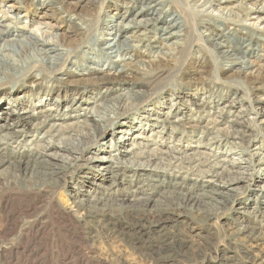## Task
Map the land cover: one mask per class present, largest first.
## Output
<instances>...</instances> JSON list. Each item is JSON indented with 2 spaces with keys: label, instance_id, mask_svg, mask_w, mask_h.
<instances>
[{
  "label": "bare ground",
  "instance_id": "bare-ground-1",
  "mask_svg": "<svg viewBox=\"0 0 264 264\" xmlns=\"http://www.w3.org/2000/svg\"><path fill=\"white\" fill-rule=\"evenodd\" d=\"M27 1L39 6L37 19L30 20L25 16L20 18L16 15L15 20L29 21L40 29H45H39V35H22L15 30L16 24H1L5 15L0 16V85L3 82L10 86L23 85L17 91L19 94L25 92L15 98L11 93L0 94V210L11 215L6 221L9 229L12 228L13 216H23L39 197L46 193L54 194L60 189L67 177H72L76 171H80L81 165H91L95 162L101 164L91 165L87 171L88 175L81 178L88 182L90 175L91 178H99L102 182L109 183V186L104 188L90 181L87 184L103 190L99 192L101 197L95 198L96 196L93 197L87 191L82 199L74 197L73 203L78 210L84 212L81 225H78L81 228L80 233L85 234L91 242L99 237L98 231L95 230L98 227L106 229L109 235L124 238L128 236L130 239H125L129 240L131 245L133 241L129 234L159 231V227L172 217L180 221L201 219L204 222L221 218L230 208L228 205L232 206L237 199L236 194L232 196L228 192L237 193L236 185L250 179L254 170L252 165L248 170L242 167L243 162L229 160L227 165L232 168L246 169V172H230L219 163L205 164L198 157L193 161L186 155L182 158H163L161 154L169 153L162 152L158 147L151 152L144 151L134 147V142L136 139H143L141 135L145 132H156L158 137L164 140V137H172L169 134L179 129H182L183 134L200 132L199 140L209 133H214L215 137L209 138L207 145L216 142L228 144L232 139L242 142L245 137H249V141L253 142V136L250 134L252 129L243 122L225 120L224 113L232 104L223 106L226 110L221 108V112L213 113L211 120L201 128L196 127V120L188 115V118H175L173 114L164 115L160 109L154 111V114H148V106L145 107V103L152 97L157 86L171 75V70L162 67L159 61L138 69L141 60L137 55L136 46L129 45L128 41H137L146 52L160 47H172V50H169L171 52L163 54L164 57L180 60L187 48L190 51L194 46L197 47L192 38L195 33H199L200 39L226 61L228 67L223 68V71H233L237 67L238 75H248L250 64L241 62L237 55L241 58L261 56L255 54V47L264 43V0ZM0 3H4L7 12L12 14L20 9L18 4H21L19 0H0ZM94 6H97V15L93 14ZM135 8L138 10L135 11ZM22 19L25 20L21 21ZM200 30L204 32L201 33ZM129 33L131 35L128 36ZM87 50L91 51L90 53L100 52L103 58L101 56L93 59L89 57ZM117 57L127 58L128 62L115 63L112 58ZM106 60L109 62L104 63ZM88 61L92 62V65H87ZM200 63L191 72L182 70L184 75L200 78L205 73ZM262 63L261 74L247 77L249 89L253 93L264 91V58ZM100 87L102 91L92 93ZM237 89L241 90L239 87ZM59 93L63 96L59 97ZM68 93L76 96L70 97L66 95ZM176 99L178 104L184 98ZM186 100L199 112L205 113L207 102L204 99L197 101L198 103L192 102L190 98ZM251 102L264 106V97L259 96ZM17 109L21 111V116L16 112ZM252 110L253 117L248 116L246 109H241L237 111L239 115L235 118H246V121H243H249L252 128L264 132V109L261 112H257L256 108ZM142 111L147 113L137 114ZM14 115V122L8 124V120ZM222 122H228L226 130L217 128ZM230 124L243 130L236 127L230 130ZM19 125L22 128L14 130ZM143 126H149L151 129ZM109 127H113L112 141H109L108 145L100 143V138L110 130ZM221 131L223 134H219ZM134 132L138 135H132ZM31 133L34 134L28 139ZM132 138L134 144L129 145L139 151H121L119 148L127 145L126 142ZM143 141L145 144L142 149L147 148L148 142L149 147L164 144L148 138ZM13 143L16 146L12 147ZM230 144L238 145L232 142ZM104 145L108 151L101 149ZM202 146L206 145L198 144V147ZM90 149H96L108 157L85 160L84 154ZM50 150L52 153H48ZM113 150L117 154L112 153ZM124 153L137 159L159 160L164 168L157 165L150 169L149 163L124 159ZM229 154L237 155L239 159L250 153L230 150ZM242 161L247 162L244 159ZM256 163L263 164L264 158ZM198 165L209 167L210 173L197 169ZM125 170L131 175H123ZM216 170L226 172L229 174L228 178L222 179V175ZM121 176L123 178H120ZM132 182H141L142 186L131 190L129 187H133ZM79 184L83 186L84 183ZM121 185H127L121 190L122 193L131 196L120 202L126 201L130 204L138 201L142 204L139 210L132 208L133 206L120 207L117 210L107 207L102 197L109 196L113 187ZM146 186L148 189H145ZM263 190L264 188H260V192ZM136 193L144 196L137 199ZM148 193L169 195L165 208L157 210L152 205V196ZM76 194L83 193L77 191ZM260 195L264 198V192ZM258 198L255 199L252 213L255 217L264 218V201L260 202ZM248 199L241 198L240 205L247 207ZM71 218L67 221H72ZM78 232L76 233L81 239ZM6 234L3 233V236ZM240 234L245 235L244 243L236 248L243 254L244 262L250 261L251 250L255 247L252 244L261 238V227L253 226L248 230L245 228ZM168 241L164 246L156 248L163 254L187 258L185 241L178 238ZM198 256L197 263L203 262L205 257Z\"/></svg>",
  "mask_w": 264,
  "mask_h": 264
},
{
  "label": "rangeland",
  "instance_id": "rangeland-1",
  "mask_svg": "<svg viewBox=\"0 0 264 264\" xmlns=\"http://www.w3.org/2000/svg\"><path fill=\"white\" fill-rule=\"evenodd\" d=\"M19 2L21 3L18 4L20 9L13 14L7 12L4 3H0V16L5 15L4 22L1 24H16V26H14L15 30L21 32V34L25 36H33V33L39 35L40 30L44 31L45 29H40L38 25L29 23V21L19 22L20 20H15L16 15L20 18L25 16L30 20H36L37 15L40 13V10H37L39 6L32 5L31 2L27 0H19ZM93 8V14L97 15V6H94ZM135 9V11L138 10V8ZM24 20L25 19H22L21 21ZM22 28L25 30H22ZM200 32L202 33L204 30H200ZM129 35H131V33H129L128 36ZM192 42L197 45V47L194 46L190 51L187 48L180 60L172 59V62L171 59L169 60L163 55L171 52L169 50H172V47H160V49H152L151 52H146V49L137 41H128L129 45L136 46L137 55L140 58L139 60H141L138 63V69L150 66L151 63L153 64L159 61L162 67L171 70V75L166 77L157 86L152 97H150L145 103V107L148 106V114H154V111L160 109L163 110L164 115L167 113L173 114L175 118L182 116L188 118L190 116L189 118L196 120L194 123L196 127L201 128L206 126L208 120H211L210 118L213 116V113L216 111L221 112L219 109L223 108L226 104H232V107H228L227 112L224 113L225 120H236L248 125L250 129H252L250 130V134L253 136V140L251 139L253 142L249 141V137H245L242 142L232 139L229 140L228 144H219L216 142L212 145H207L208 139L215 137L214 133H209L204 139L199 140L200 132H196L195 134H183L182 129H179L175 133L169 134L172 135V137H164V140L159 138V135L156 132L153 134V131L145 132L141 135L143 139L146 140L148 138L152 141H160V143L162 142L164 144L149 147L150 143L148 142L146 145L147 148L142 149L145 141H143V139H136L134 147L149 152L158 147L162 152L169 153L168 155L161 154L160 156L163 158H166V156L169 158H182L186 155L189 160L193 161L198 157L200 161L205 164L212 165L219 163L220 165H223V167H226L230 172H242V170H246L244 168H248L249 170L252 165V169L254 170H252L253 174L250 175V179L236 185L238 189H235V191H237V193L228 192L229 195L232 196L236 194L235 196L237 199L232 206L228 205L230 208H228L224 215L218 220L214 219L212 221L204 222L201 219H196L182 220V222L179 219L177 220L176 217H172L170 221L163 223L159 227V231H151L147 232V234H129L133 241L131 245L129 240L125 239L129 238L128 236L124 238L116 237V235H109V233H107L108 231L102 227L95 229L98 231L99 237L94 239V242H91L89 239L87 240L85 234H81V228H79L84 217V212L78 210L73 203L75 198L78 200L80 198L82 199L87 191L92 194L93 197L96 196L95 198L101 197L99 192H103V190L87 184L90 181L99 184L104 188L108 187L109 183L102 182L99 178H91L92 176L90 175L88 182L83 181L84 179H82L81 176L88 175L87 171L91 168V165H98L101 163L95 162L91 165L86 164L85 166L82 163L83 165L79 168L80 171H76L77 174L75 173L72 177L70 176L71 178L67 177L64 184H61V188L54 194L46 193L45 195H42L33 202L31 209L25 211L26 213L24 212L25 214H23V216L21 214L19 216H13L11 219L12 228L9 229L8 222L6 224L9 215L0 210V264H252L251 262H255V264H264V218L255 217L256 215H253L252 213V207L255 206V199L259 197L258 201H264V198L260 195L264 192V190L260 192V188H264V163H256L264 158V132L261 129L258 130L254 127L252 128L249 121L245 122L246 118H244L245 121H243L244 119L241 120L240 118H235L236 115H239L237 111L241 109H246L247 114L250 117L254 116L252 113L253 108H256L257 112H261L264 109L263 105L251 102V100L255 101V98L258 99L259 96L264 97V91L253 93L250 91L248 83V78L262 73L261 67L263 64L262 59L264 58L262 56L264 55V43H260L255 47V49H257L255 54L261 55L262 57L255 58L246 56L245 58H241V56L237 55L241 62H248V65L250 64V68L247 71L248 75H238L239 68L237 69V67L234 68L233 71L222 70L223 68L226 69L228 67L226 61L221 58L220 54L212 51L208 44L200 39L199 33L194 34ZM90 52L91 51L87 50V53L90 54L89 57L93 59L101 56L103 58V54L100 52ZM112 60H114L115 63L117 62L120 64L128 62L127 58L117 57L112 58ZM202 60L204 62H202ZM103 62H109V60ZM198 63L202 64L200 67H204L205 70V73L200 78H189L190 76L184 75L185 72L183 73L182 70L191 72L198 67ZM87 65H92V62L88 61ZM22 86L23 85L17 84L10 86V84L7 85L6 82H3L2 85H0V94L11 93L12 97L15 98L21 93H25L20 90L21 93L19 94L17 91V89ZM237 87L241 90H238ZM102 90L103 89L100 87L92 93L95 94ZM66 95H69L70 97L76 96L71 93ZM60 96L63 95L59 93V97ZM177 97H182L184 99L177 104ZM188 98L192 99V102L194 103H198L201 99H204L207 102V108L204 110L207 114L205 115V113L199 112L190 101L186 100ZM2 107L6 106L2 105ZM16 112L21 116L20 110L17 109ZM79 112L84 113V111ZM147 112L142 111L137 114L145 115ZM228 112H230V114ZM14 118H16L15 115L8 120V124H12ZM153 118L155 117L153 116ZM227 126L228 122H222L217 125V128L226 130ZM229 126H232V128H229L230 130L235 127L243 130V128L239 126H233L231 124ZM21 128L22 126L19 125L14 130H20ZM109 128L110 130L100 138V143L103 142L108 145L109 141H112L111 133L113 132V127ZM144 128L151 129L149 126ZM135 133L137 134V132H134L132 135ZM33 134L34 133H31L30 137L27 138H32ZM219 134H223V132L221 131ZM118 136H116V138ZM20 139L21 138H18V140ZM133 139L134 138L129 139L126 142L128 144L119 149L121 151L132 150V152H138V149L135 151L133 148V151L132 147L129 145L134 144ZM231 142L237 143L238 145H231ZM198 144L206 146L198 147ZM13 146H16V144L13 143L12 147ZM102 147L101 149L106 151L109 150L105 145ZM230 150L236 152L244 151L245 153L247 152L250 154H245L243 157L237 159V155L229 154ZM197 152L200 154H196ZM48 153H52V150L48 151ZM59 153L64 154L63 152ZM112 153L117 154L115 150H113ZM255 154L258 156H255ZM64 155H66V153ZM106 156L108 157L107 154L97 152L96 149H90L84 154V159L88 160L91 158H101ZM69 158H71V156H69ZM123 158H129L133 162L149 163L150 169H154L157 165L164 168L159 160L137 159L127 153H124ZM243 159L247 160V162L242 161ZM229 160L232 162H243L244 164L242 167L244 168H232L227 165V161ZM196 167L199 170L210 173V169L207 166L198 165ZM218 170L216 171L222 175V179L228 178L229 174ZM123 175H131V173L125 170L123 171ZM120 178H123V176ZM79 182L84 183L83 186L79 184ZM132 184L133 187H129L131 190H135L137 186H142L141 182H132ZM126 186L127 185L113 187L112 190L109 191V196L102 197L104 198L107 207L114 210H117L120 207L132 206V208L136 210L140 209L142 204L138 201L130 202V204L126 201L120 202L131 196L122 193L121 190ZM145 189H148V187L146 186ZM77 191H81L83 194L77 195ZM148 194L152 196V205H154L157 210H163L165 208L167 204L166 199L169 195L160 194L159 196L158 193ZM136 196L137 199H139V197L142 198L144 195L136 193ZM247 197L249 198L248 206L245 207L242 204L240 205L241 198L243 199ZM171 198L172 197H169V199ZM70 217H72V221H67ZM73 221H77V225L74 223L72 225L71 223ZM78 223H80V225H78ZM253 226H260L262 234H260V240L252 244L255 247L251 250L249 257L250 261L245 260L244 262L242 258L243 254H241L236 247L237 245L244 243L243 239L245 235L240 233L244 231L245 228L248 230ZM77 231H79L78 233L81 232V239L76 233ZM5 232L7 234L3 236V233ZM25 232L28 234H25ZM92 235H94V233H92ZM136 236L140 239L136 238ZM176 238L185 241L187 246V258L184 256H174L173 254H163L158 250L159 248H156L167 244L169 242L168 239ZM198 255L205 257L203 262L199 261L197 263L199 260ZM197 257L198 259L196 260Z\"/></svg>",
  "mask_w": 264,
  "mask_h": 264
}]
</instances>
